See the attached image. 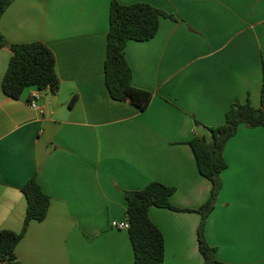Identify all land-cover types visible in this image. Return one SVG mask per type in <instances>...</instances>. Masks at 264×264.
I'll list each match as a JSON object with an SVG mask.
<instances>
[{
    "label": "crops",
    "instance_id": "crops-1",
    "mask_svg": "<svg viewBox=\"0 0 264 264\" xmlns=\"http://www.w3.org/2000/svg\"><path fill=\"white\" fill-rule=\"evenodd\" d=\"M111 0H13L0 17L9 43L40 41L54 53L59 85L29 106L34 87L11 98L2 78L11 52L0 48V229L20 231L21 186L35 176L51 197L15 252L19 264H136L125 192L152 181L174 187L173 206H152L162 233V264H202L195 211L211 182L188 144L211 140L235 103L261 105L264 0L146 2L161 16L149 40L124 47L132 84L150 91L140 110L111 97L104 78ZM76 99L69 106L72 96ZM222 189L205 235L222 264H264V127L239 125L224 148Z\"/></svg>",
    "mask_w": 264,
    "mask_h": 264
},
{
    "label": "trees",
    "instance_id": "trees-1",
    "mask_svg": "<svg viewBox=\"0 0 264 264\" xmlns=\"http://www.w3.org/2000/svg\"><path fill=\"white\" fill-rule=\"evenodd\" d=\"M13 0H0V17ZM161 16L171 14L146 2L121 4L111 0L109 8V30L107 33L104 78L106 87L115 100L127 101L140 110L149 105L152 93L132 84V71L124 54L129 40L145 41L151 39L158 30ZM8 46L11 52L8 67L2 78L4 94L17 99L28 87L40 91L56 92L59 78L56 59L52 50L40 41L9 43L0 32V48ZM76 96H72V106ZM264 127V76L261 87V105L254 107L249 101L235 102L225 113L224 122L209 127L211 140L194 136L189 141L198 170L211 182L208 198L195 210L200 214L197 229L199 251L202 264H222L216 257V250L205 235L208 216L213 211L222 189L221 173L227 163L224 148L227 141L237 132L239 125ZM174 187L152 181L143 188L125 192L127 229L133 246L136 264H162L164 258V239L157 226L148 215L150 207L170 208L183 211L170 202ZM21 192L26 199V210L20 231L0 229V264H19L16 246L24 237L32 220L45 219L51 197L40 186L35 176L30 177L22 186Z\"/></svg>",
    "mask_w": 264,
    "mask_h": 264
},
{
    "label": "built area",
    "instance_id": "built-area-1",
    "mask_svg": "<svg viewBox=\"0 0 264 264\" xmlns=\"http://www.w3.org/2000/svg\"><path fill=\"white\" fill-rule=\"evenodd\" d=\"M41 92L40 90H38L37 88L33 89L29 95V106L31 109L33 110H37L40 113H43V109L40 108V106L38 105V101L41 98ZM111 225L115 228H119V229H128L129 227V223L128 221H121V222H117V221H112Z\"/></svg>",
    "mask_w": 264,
    "mask_h": 264
}]
</instances>
